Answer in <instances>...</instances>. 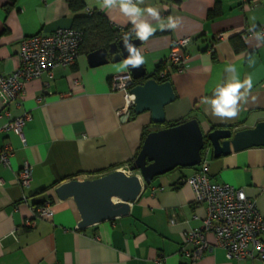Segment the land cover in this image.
<instances>
[{"label": "crops", "instance_id": "0c3cea01", "mask_svg": "<svg viewBox=\"0 0 264 264\" xmlns=\"http://www.w3.org/2000/svg\"><path fill=\"white\" fill-rule=\"evenodd\" d=\"M83 2L80 13L100 12L113 29L131 32V22L118 7L104 10L95 0ZM147 5L156 6L165 22L170 15L179 18L175 29L157 27L138 46L147 74L158 65L164 68L172 44L189 38L184 70L167 68L175 98L164 106L166 121L196 118L204 132L226 126L251 128L264 121V41L257 40L255 32L246 33L248 28L264 26V0H144L141 7ZM75 14L67 0H0V73L17 67L23 37L70 27ZM144 18L157 23L147 14ZM212 46L214 51L209 52ZM87 53L82 47L73 66L57 67L28 81L16 102L8 104L0 89V127L24 112L31 114L22 128L25 145L15 130L0 131V146L9 143L13 148L9 164H0V264L258 263L228 258L213 234L206 235L211 248L199 258L190 260L179 252L184 232L201 226L206 216V205L193 202V191L186 183L198 165L176 167L154 177L130 202L126 215L78 227L74 201L60 200L55 187L72 178L98 177L116 169L131 173L128 166L140 147L143 128L152 123L150 111L126 119L117 114L123 95L110 90L109 78L124 72L116 69L121 61L92 67ZM229 64L236 66L241 79L251 75L253 87L237 116L221 119L206 111L201 98L231 75L225 71ZM44 87L50 93L44 94ZM202 159L208 162L211 181L242 187L256 199L264 216V146L214 157L207 143ZM25 160L32 165V181L22 190L16 176ZM45 201L51 203L52 215L25 227L31 206ZM160 254L163 259L157 263Z\"/></svg>", "mask_w": 264, "mask_h": 264}, {"label": "built area", "instance_id": "2783aa9c", "mask_svg": "<svg viewBox=\"0 0 264 264\" xmlns=\"http://www.w3.org/2000/svg\"><path fill=\"white\" fill-rule=\"evenodd\" d=\"M167 29V28H166ZM119 36L124 37L129 29L117 28ZM264 32V26L257 29L248 28L246 33ZM222 34H218V38ZM188 37L178 39L170 48L164 60V68H160L158 77L167 76V68L172 66L177 72L184 70V63L188 59L185 46ZM82 33L73 27H58L50 33H37L23 37L20 41L18 58L19 63L9 73H0V89L7 98V103L18 101L24 92L25 85L32 79H37L44 73L50 74L55 68L73 66L80 54ZM214 51V46L209 52ZM135 85V80L129 71L112 74L109 78L111 91H120L123 95V105L117 114L123 115L130 110L134 103V94L130 89ZM44 94L50 93L44 87ZM39 96L37 100H41ZM8 115V112L5 111ZM1 115V112H0ZM31 120V114L24 112L21 116L8 119L0 131L15 130L23 145L26 144L23 135V125ZM13 148L9 143L0 146V164L7 166ZM186 183L193 191V202L206 205V216L202 225L184 232L182 245L179 252L182 256L195 260L202 256L204 251L211 248L206 240L207 234H213L226 252L228 258L238 260L250 259L264 264V216L260 213L255 198L246 195L242 187H237L227 182L217 183L208 176V162L202 159ZM17 182L22 190L27 189L32 181V165L27 160L23 161L17 171ZM0 184H2L0 178ZM26 201V196H22ZM52 205L49 201L31 206V215L24 220L25 227L35 225L37 218L50 217ZM163 259L160 254L155 262Z\"/></svg>", "mask_w": 264, "mask_h": 264}, {"label": "water", "instance_id": "95a60500", "mask_svg": "<svg viewBox=\"0 0 264 264\" xmlns=\"http://www.w3.org/2000/svg\"><path fill=\"white\" fill-rule=\"evenodd\" d=\"M130 42L137 49L142 43L136 37H130ZM126 56L123 37L86 54L88 64L92 67L119 62ZM129 67L128 71L138 83L130 89L134 94V103L123 115L124 119L132 113L150 111L153 123H164V106L175 98L171 82L150 77L143 64L139 68ZM206 143L211 146L214 157L252 146H264V121L257 122L251 128H213L204 132L198 120L191 118L176 125L150 131L128 166L134 173L116 169L98 177L72 178L60 183L54 191L60 200L72 198L80 215L77 224L80 228L124 216L129 212L130 202L138 197L144 186L154 177L176 167L198 165L201 161V150Z\"/></svg>", "mask_w": 264, "mask_h": 264}, {"label": "clouds", "instance_id": "9594fccd", "mask_svg": "<svg viewBox=\"0 0 264 264\" xmlns=\"http://www.w3.org/2000/svg\"><path fill=\"white\" fill-rule=\"evenodd\" d=\"M97 6L107 10L118 7L120 12L127 17L132 24V30L123 37L124 49L127 56L116 65L118 71H128L131 68H139L145 62V57L137 47L130 42V37L134 36L141 41H146L155 31L160 29H175L179 23L178 17L168 16L166 22L161 19L160 11L156 6L144 4V0H95ZM91 7V4L89 5ZM145 14L152 17L157 23L154 25L144 18ZM255 37L259 41H264V32H255ZM225 71L231 75L219 81L212 88L211 95L201 98V103L206 106V111L221 119H230L237 116L238 107L245 101L253 87V77L246 75L240 78L234 64L226 66Z\"/></svg>", "mask_w": 264, "mask_h": 264}, {"label": "trees", "instance_id": "16d2710c", "mask_svg": "<svg viewBox=\"0 0 264 264\" xmlns=\"http://www.w3.org/2000/svg\"><path fill=\"white\" fill-rule=\"evenodd\" d=\"M68 6L71 11L76 13L73 17V24L71 27L74 29L79 30L82 33V42L80 45V51L82 47L88 49V52L93 51L99 47H106L110 43L114 42L118 36V32L116 29H113L112 26L109 24L107 19L102 15L100 12L91 11L88 13H80L85 9V4L83 0H67ZM80 13V14H78ZM160 65L156 67V70L150 77L157 79L158 81L167 80L166 77H158L157 73L160 69ZM146 79V78H145ZM138 81L135 80V84ZM187 119H179L174 122L165 121L164 123H151L150 126L154 127V130H158L164 127L176 125L181 123ZM150 126H145L142 131V141L147 133L151 131ZM230 128L231 126H226ZM141 141V144H142ZM140 144V146H141ZM207 144V143H206ZM206 146V145H205ZM205 146L203 147L202 151L204 150ZM140 149V147H139ZM139 149L137 150L136 154L138 153ZM135 154V156H136ZM134 156V157H135ZM133 161V160H132ZM147 185V184H146Z\"/></svg>", "mask_w": 264, "mask_h": 264}]
</instances>
